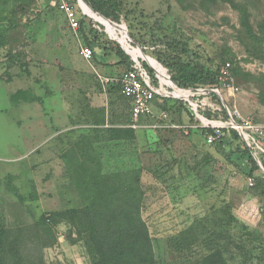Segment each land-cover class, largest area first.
Returning a JSON list of instances; mask_svg holds the SVG:
<instances>
[{
	"label": "rangeland",
	"instance_id": "1",
	"mask_svg": "<svg viewBox=\"0 0 264 264\" xmlns=\"http://www.w3.org/2000/svg\"><path fill=\"white\" fill-rule=\"evenodd\" d=\"M120 1V23L109 21L125 28L116 34L109 26L111 35L96 16L75 33L51 0H0V27L8 29L7 46L0 49L5 264H92L70 215L87 205L70 170L83 169L82 157L92 158L94 151L105 174L141 171L142 216L158 264H201L216 250L228 264H264V171L250 174L241 145L207 146L197 130L136 135L126 129L127 102L113 88L99 86L95 69L119 76L128 67L94 43L117 42L124 50L127 32L134 47L158 61L149 35L161 20L160 35L188 44L207 63L213 60L214 68L232 64L239 91L224 92L225 103L264 125V0H234L248 10L253 34L240 10L222 0ZM89 42L95 50L91 62L80 55ZM6 89L34 92L38 100L16 104ZM214 100L208 99L223 106ZM171 104L169 121L197 124L181 103Z\"/></svg>",
	"mask_w": 264,
	"mask_h": 264
},
{
	"label": "trees",
	"instance_id": "2",
	"mask_svg": "<svg viewBox=\"0 0 264 264\" xmlns=\"http://www.w3.org/2000/svg\"><path fill=\"white\" fill-rule=\"evenodd\" d=\"M222 1L240 10L244 26L247 27L250 34H253L248 10L234 0ZM85 2L91 9L104 17L105 22L116 34H122L125 27L112 23H120L121 17H123V5L120 0H85ZM178 2L183 3L182 0H178ZM88 11L91 10L88 9ZM15 15H17L16 12ZM124 18L127 19L126 16ZM88 20L90 21V19ZM88 20L81 21L80 30H83L84 24L88 23ZM97 21L106 27L103 20ZM160 24L161 20H158L154 26L155 28H150L149 35L160 64L150 57L154 63L150 65L164 79L165 70L163 67H165L173 83L180 88L217 87L219 85L220 65L214 68L213 60H209L207 63L188 44L171 36L160 35L158 33ZM7 32L8 29L0 27V49L7 46ZM124 36L125 45L136 50L137 54L133 55L127 47H123L126 52L137 61L142 57L145 58L144 52L132 45L127 32L124 33ZM262 41L264 43V36ZM94 43H98L106 53L108 51L115 53L121 62L127 65V70L132 67L134 63L132 58L124 52L117 42L109 47L99 41L97 42V39ZM87 46L94 50L93 42H89ZM141 63L157 83L154 70L145 61H141ZM233 74L235 77L238 76V72L235 70H233ZM166 81L169 82L167 79ZM112 88L120 94L118 87ZM214 99L221 103L218 97L214 96ZM12 100L16 103L21 101L35 102L38 98L31 91L19 90L12 96ZM262 104L264 105V101H262ZM206 115L209 118L214 117L210 110H207ZM131 131L134 132V130ZM197 131L204 138L206 134L212 133L211 130L206 129ZM235 144L242 146V154L250 163V174L259 170V165L237 131L228 130L225 138L215 146L222 150ZM92 154L94 155L92 158L88 156V153L82 157L83 169L77 167L76 170H70L71 179L76 180L75 183L80 195L87 201L84 208L72 210L70 215L72 216V223L78 226L80 233L85 237L86 249L92 264H158L150 228L142 216V204L145 194L141 185V171L105 174L95 151ZM261 162L264 166V157L261 158ZM4 234V231H0V264H5ZM201 264H228V262L223 252L216 250L205 256L201 260Z\"/></svg>",
	"mask_w": 264,
	"mask_h": 264
},
{
	"label": "built area",
	"instance_id": "3",
	"mask_svg": "<svg viewBox=\"0 0 264 264\" xmlns=\"http://www.w3.org/2000/svg\"><path fill=\"white\" fill-rule=\"evenodd\" d=\"M51 5L64 14L69 28L75 33L80 31L82 20L94 19L88 11L91 8L85 0H51ZM97 28L100 29L99 26ZM80 55L84 60L91 62L94 58V50L86 45L81 48ZM133 60L132 67L119 76H104L95 71L96 79L104 91L118 87L120 95L129 101L131 122L128 127L130 129L154 132L178 130L186 135H189L192 130H211L212 133L205 136L207 146H215L225 138L228 130L233 129L241 136L257 164L264 171L261 162V158L264 157V125L253 117L243 116L238 109L230 108L224 101V92L235 95L239 91L230 62H226L220 68L217 87L180 88L173 83L166 70L164 79L149 63L157 78L155 83L151 73L142 63L139 60ZM214 96L222 101V107L208 101ZM172 102L181 103L185 110L196 119L197 124L179 125L169 121ZM207 110H210L214 117H206L204 112ZM248 184L254 187L256 179L249 178Z\"/></svg>",
	"mask_w": 264,
	"mask_h": 264
},
{
	"label": "crops",
	"instance_id": "4",
	"mask_svg": "<svg viewBox=\"0 0 264 264\" xmlns=\"http://www.w3.org/2000/svg\"><path fill=\"white\" fill-rule=\"evenodd\" d=\"M95 71H97V69H95ZM97 72H99V71H97ZM100 73V72H99ZM100 74H102V75H104V76H116V75H105V74H103V73H100ZM119 75H121V74H119ZM95 77H96V75H95ZM96 81H97V79H96ZM97 83H98V81H97ZM99 84V83H98ZM99 86H100V84H99ZM101 87V86H100ZM18 92V90H15V91H13V90H10V91H7V89H6V94L9 96V98L11 99V101L13 102V100H12V96L14 95V94H16ZM34 93V92H33ZM34 95L35 96H37V94H35L34 93ZM125 99V98H124ZM125 101L127 102V106H128V115H129V118H128V122H127V124L125 125V128L126 129H130L129 127H128V125L130 124V122H131V117H130V104H129V101L128 100H126L125 99ZM32 103H35V102H32ZM17 104V103H16ZM34 128V127H33ZM132 130V129H131ZM29 131H34L33 129H29ZM134 133L136 134V135H142V134H145V133H147V132H145V131H142V132H140V131H134Z\"/></svg>",
	"mask_w": 264,
	"mask_h": 264
},
{
	"label": "bare ground",
	"instance_id": "5",
	"mask_svg": "<svg viewBox=\"0 0 264 264\" xmlns=\"http://www.w3.org/2000/svg\"><path fill=\"white\" fill-rule=\"evenodd\" d=\"M93 16H96V17H98L97 15H95V13H93V12H91V11H89ZM102 20H103V22L105 23V26H106V29H107V31H109L110 33H111V35L113 34V32L109 29V24L107 23V22H105V20H104V18H102V17H100ZM114 39V38H113ZM120 43V42H119ZM123 47L125 46V44L123 43V42H121L120 43ZM136 51V50H135ZM145 59L150 63V64H153V60L150 58V57H148V56H145ZM167 83H169V82H167ZM170 84V83H169Z\"/></svg>",
	"mask_w": 264,
	"mask_h": 264
},
{
	"label": "water",
	"instance_id": "6",
	"mask_svg": "<svg viewBox=\"0 0 264 264\" xmlns=\"http://www.w3.org/2000/svg\"><path fill=\"white\" fill-rule=\"evenodd\" d=\"M95 14H98L99 16H101V17H103L102 15H100L99 13H97V12H95L93 9H91ZM104 18V17H103ZM106 19V18H105ZM109 21V20H108ZM130 37V36H129ZM132 41V40H131ZM125 50V49H124ZM125 52H126V50H125ZM127 53V52H126ZM128 54V53H127ZM131 56V55H130ZM133 58V57H132ZM143 61H146V62H148L145 58H141ZM149 63V62H148Z\"/></svg>",
	"mask_w": 264,
	"mask_h": 264
}]
</instances>
